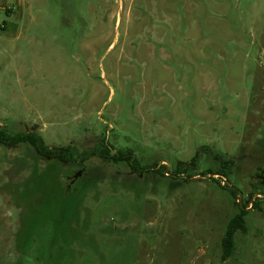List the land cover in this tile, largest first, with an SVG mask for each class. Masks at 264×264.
Here are the masks:
<instances>
[{
	"label": "rangeland",
	"instance_id": "1",
	"mask_svg": "<svg viewBox=\"0 0 264 264\" xmlns=\"http://www.w3.org/2000/svg\"><path fill=\"white\" fill-rule=\"evenodd\" d=\"M1 129L136 162L0 145V264H264V0H0Z\"/></svg>",
	"mask_w": 264,
	"mask_h": 264
},
{
	"label": "trees",
	"instance_id": "2",
	"mask_svg": "<svg viewBox=\"0 0 264 264\" xmlns=\"http://www.w3.org/2000/svg\"><path fill=\"white\" fill-rule=\"evenodd\" d=\"M21 144H29L37 155L47 161L57 160L66 164H79L82 166L86 161L95 156L104 161L114 163L136 162V160H133L130 152L112 154L109 147L103 145V143L80 152L74 145L62 148H49L43 137L34 129L17 134H11L9 131L3 129L0 130V145L12 148ZM254 205L256 208L259 207L258 203H254ZM246 216L247 210L243 208L229 221L222 238V260L225 261L234 254L236 235L239 232L246 234Z\"/></svg>",
	"mask_w": 264,
	"mask_h": 264
},
{
	"label": "flooded vegetation",
	"instance_id": "3",
	"mask_svg": "<svg viewBox=\"0 0 264 264\" xmlns=\"http://www.w3.org/2000/svg\"><path fill=\"white\" fill-rule=\"evenodd\" d=\"M254 179H256L257 181H259V182L264 186V175H263L262 172H261L260 174L257 173V174L254 176Z\"/></svg>",
	"mask_w": 264,
	"mask_h": 264
},
{
	"label": "water",
	"instance_id": "4",
	"mask_svg": "<svg viewBox=\"0 0 264 264\" xmlns=\"http://www.w3.org/2000/svg\"><path fill=\"white\" fill-rule=\"evenodd\" d=\"M82 174L81 171H78V173L75 175V179H77Z\"/></svg>",
	"mask_w": 264,
	"mask_h": 264
}]
</instances>
